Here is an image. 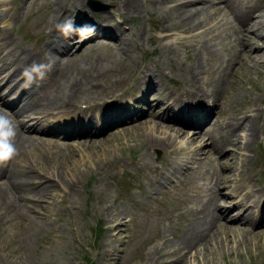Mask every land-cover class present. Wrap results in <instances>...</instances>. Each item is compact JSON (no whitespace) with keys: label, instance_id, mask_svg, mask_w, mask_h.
Segmentation results:
<instances>
[{"label":"rangeland","instance_id":"obj_1","mask_svg":"<svg viewBox=\"0 0 264 264\" xmlns=\"http://www.w3.org/2000/svg\"><path fill=\"white\" fill-rule=\"evenodd\" d=\"M2 1H8L15 12L12 20H8L11 12L0 18V34L5 36L6 44L9 45L11 42L9 33L11 27V30L19 29L22 32L20 38L15 41V49L34 45L33 49L43 47L48 41L47 26L51 15L47 10L52 8L47 2L55 0H24V4L21 0H0V5ZM81 1L86 10L96 13L91 20L88 19V25L82 22L84 16L81 13L75 14L74 26L82 24L88 29L78 32L77 35L80 37L74 36V40L77 39L75 45L86 40L84 34L93 29V22L99 23V15L102 14L106 17L111 16L115 21H123L124 36L129 40L135 38V41H131L133 46L129 52L121 53L116 52L115 42L102 37L80 42L81 48L69 56L75 61L78 59V70L74 71L73 75L66 74L64 77V65L55 64L56 74L60 76L55 78L53 86L45 87L42 84L41 96H44L48 89L50 90L48 95H54V87L60 81V86L64 84L65 90L67 85L77 80L76 86L71 88L75 93L70 99L71 103L93 100L102 102V98H110L130 87L137 80L138 70L142 66H149L158 74L160 89L166 88L165 86L171 89L175 87L170 80L171 77L182 84L189 77L192 78V74L189 75L184 67L195 63L194 48L200 41L196 32L203 27L191 32L196 33L191 37V41L174 44L177 46V52L168 56V53L164 52L162 42L177 37L175 31L180 33L185 31L179 26L169 32L170 36L165 37L163 41V37L159 36L162 33L161 25L166 24L168 20L173 21L172 11L168 9L173 10L174 2L139 0L141 8L138 13H128L125 7L120 9L117 0H100L110 5V8L103 9V12L90 9L87 0H58V3L63 6L64 11L72 9L70 3L77 4ZM211 15L216 17L217 12ZM207 20L208 24L205 27H210L208 30L210 36L215 37L212 46L220 47L217 34L228 31L222 30L221 27L218 29L219 23L214 26L216 21ZM200 36L202 37L201 34ZM261 53L262 50L258 54ZM16 55L10 58L15 59ZM64 57L66 55L59 58ZM95 57H99V61L97 66H92ZM101 61L106 63L102 69L99 63ZM236 68L239 75L235 82L230 80L228 87L231 93L232 90L236 92L243 90V94L237 97L233 106L246 111L247 114L255 113L250 120L256 124L258 136L252 138L246 136L247 130L241 127L244 119L234 125L240 134V142L231 148L234 150L245 148V136L248 138L249 148L246 156L228 160L236 174L227 170L222 173L229 179L231 176L242 179L249 176L252 170L259 168L262 173L259 178H254V181L262 184L264 101L261 110L253 111L252 105L253 102L258 104L264 98V66L253 62L245 63L239 68L237 65ZM188 91L196 92L197 89L189 88ZM148 95L151 101L155 100L156 90H151ZM136 96L141 97V94ZM62 97L66 100V94ZM143 102L139 107L143 106ZM108 104L115 105L117 102L105 100V103L99 106L101 114L108 112L105 108ZM258 105L261 106L260 103ZM53 111L58 110L55 108L51 110ZM160 111L158 108L154 113ZM215 115V119L224 116L220 111ZM75 120L69 119L59 125L57 122L52 123V126L56 124L55 129L50 128L48 135H40L42 141L36 143L41 148L40 152L20 155L15 143L16 155L0 167L4 170L15 167L18 172L15 178L21 182L18 185L21 192L26 196H32L27 200L16 198L19 202H13L9 211L0 212V253H3L0 254V264H154L147 260L148 253L152 248L163 244L164 236L169 238V243L163 244V251L169 252L175 239L183 234L187 223L198 209L199 203L186 193L188 183L181 185L177 182H165L158 185L164 172L169 168L173 171L176 162L183 168L192 165L189 144L186 143L187 148L175 153L177 156L174 160L162 152L163 150H160L161 155L157 157L148 149L150 145L142 144V131L152 128L154 121V117L146 111L137 119L139 127H135L134 120H129L126 125L117 122L102 133L81 141L76 139L86 135H61V130L72 128ZM134 127L137 131L133 130ZM180 136L179 139H182V135ZM183 151L186 153L182 154ZM224 156L226 153L221 154V157ZM194 157L195 155L192 157L193 160ZM214 167L218 169L217 165ZM40 169L51 171L52 175L54 172L51 178L45 176L49 182H46L44 190H37L34 183L30 184V181H38L34 174ZM57 170L62 171L61 176H56ZM1 179L5 181L4 178ZM70 182L72 184L68 187L67 183ZM52 183L54 185H51ZM49 186L57 192L51 202L48 200L33 203L41 200L42 192H51ZM209 188L215 190L216 186L210 185ZM223 190L227 191L228 188H221V191ZM7 192L9 193V190ZM224 205H228L227 202H224ZM230 212L235 213L234 209ZM42 213L47 215L43 216ZM248 232H251L250 229ZM222 237L225 238L224 235ZM219 238L221 237L212 236L208 240L206 248L212 247L210 253L202 248L199 241L193 242V251L197 250L195 254L198 256L194 263L213 260L214 264H264L263 238H260L257 245H254V240L245 242V237L239 245L229 237L226 242L220 244ZM176 262L175 264H188L186 260L184 263L180 259Z\"/></svg>","mask_w":264,"mask_h":264},{"label":"bare ground","instance_id":"obj_2","mask_svg":"<svg viewBox=\"0 0 264 264\" xmlns=\"http://www.w3.org/2000/svg\"><path fill=\"white\" fill-rule=\"evenodd\" d=\"M21 1L24 4V0ZM167 1L175 3L173 10L168 9L172 11L173 21L168 20L166 24L161 25L162 33L159 36L163 37V41L165 37L170 36L169 32L179 26L185 31L183 33L175 31L176 35H178L177 37L168 38L170 40L162 42L164 52L168 53V56L175 54L177 52V46L174 44L177 45L185 43L188 40L191 41V37L196 33V36L200 39L194 48L193 55L195 63L188 64L184 67V70L189 75L192 74V78L189 77L183 84L177 83V88L175 89L167 86H165L166 88L160 89L158 74H155L149 66H142L138 70L137 80L122 92H117L115 96L118 98L117 104L108 105L105 108L113 113L116 112L115 117H117L119 111L122 114L119 117V121H123L124 125L128 124L129 120H134L136 123L134 124L135 127L140 126L137 119L145 111L149 112L154 117V121L152 128L148 129V131L143 130L141 133L143 137L142 144L144 146L150 145L151 148L159 147L161 149L163 147V150L166 152L168 149L180 152L186 146V143L190 144L189 154L192 165L183 168L176 162L173 171L172 168H169L164 172V176L161 177L158 185L165 182H177L181 185L188 183L186 193L190 198L199 203V209L187 223L183 234L178 239H175L173 247L169 252L163 251V244L169 243V238L164 236V242L160 246V250L156 251V247L152 248L151 252L148 253L147 260L154 264H175L180 259L183 263L186 260L188 264H196L194 262L198 256L195 254L197 250L195 252L193 251V242L199 241L202 248L210 253L212 247L207 249L206 245H208V240L212 236L221 237L218 240L220 244L226 242L229 237L231 240H234L236 245H239L244 237L246 238L245 242L254 240V245L260 243V238L264 239V210L260 208L256 212L251 211L250 204L248 203L250 197L244 196L242 193L244 189L236 191L237 185L222 173L224 170H234L233 165L228 161L229 159L239 158L240 156L242 158L246 155L249 148L247 137L252 138L258 136L256 133V124L250 120L255 113L248 112L247 114L246 111H241L233 106L237 97L242 96L243 90L240 92L232 90L231 93L228 83H230V80L233 82L236 81V77L239 75V71L236 68L237 65L239 68L245 63L257 62V64L264 66V0ZM117 2L120 9L125 7L128 13H138L141 8L139 0H117ZM47 3L52 8L47 10L51 15L47 26L48 41L43 47L33 49L35 47L34 45L32 47L20 48L24 51L20 49L14 50L15 43L8 46L5 36L0 34V88L8 83L6 91L0 97L1 102L10 107L12 104L10 102L6 103L5 97L12 92H17L19 97L26 94L34 101L33 104L25 103L17 109H10V113L4 112L0 107V115L7 116L15 127L16 135L13 138V143H17L20 155L22 153L30 154L36 151L40 152L39 149L41 148L36 144L42 141V138L39 136L48 134L50 128L55 129L52 126L54 122H64L71 118H82L84 121H87L88 130L84 133H78V131L72 132L76 133L73 134L76 136L86 135L85 137L80 136L81 138L76 139L77 141L89 138L90 136L87 133H92V135L102 133L107 129L108 125L114 123L111 114L104 116L101 113L98 114L95 112L88 116L82 115L85 111L76 112V109H74L73 112L71 110V104L73 103H71L70 99L75 95L71 88L76 86L75 82L77 80L67 85L65 90L64 84L60 86L61 81L58 82L54 87V95L49 96L48 92L50 90L48 89L44 92V96H41L42 90L38 89V100L34 96L31 87L36 86L38 88L41 84L45 87L53 86L55 78L60 76V74H56L57 69L54 67L55 64L60 63L61 66L64 65V77L66 74L67 76L73 75L74 71L78 70V59L75 61L69 58L74 51L78 50L73 39L78 36V32H73L71 35L65 36L57 25H62L63 22L61 21L66 22L68 20H71L74 24L76 21L74 17L76 13H81L84 16L82 22L87 25L88 19L91 20L94 17V13L86 10L82 1L77 4L70 3L72 9L64 11H62L63 6L59 5L58 0ZM10 12L11 15L8 17V20L13 19L15 12L9 6L8 1H2L0 5V18ZM214 12H217L216 17L211 15ZM99 16V20L97 19L99 23L93 22V29L84 34L86 40L83 42L95 37H102L115 42L116 52H129L133 46L131 41H135V38L129 40L124 36L122 28L123 21L118 22L111 16L106 17L102 14ZM207 19L216 21L214 26H217L219 23L218 29L221 27L222 30L228 31L217 34L216 38L219 40L220 47L212 46V40L215 37L210 36V32L208 31L210 27H205L208 24ZM175 22H179V24H175ZM83 26L86 25L76 24L75 27L81 28ZM202 27V30L191 33ZM19 50L20 55L15 60L10 58V56H15ZM261 50L262 53L258 54ZM33 52L35 54L33 57H30V54ZM9 54L12 55L9 56ZM63 55H66V57L60 59L59 57ZM28 58H30V61L24 65V61ZM98 61L99 57H95L91 65L97 66ZM51 62L53 65H51ZM99 63L101 69L106 66L104 61ZM9 64H13V66L10 68ZM33 64H43L47 67L44 71L43 78L37 75L33 82L28 83L22 75L23 69ZM170 79L172 83L177 82L175 78ZM24 83H28L29 86L24 88ZM224 85L226 86L222 89ZM189 88L197 89V91H188ZM153 89L156 90L157 97L151 101L148 93ZM65 94L66 100L62 97ZM136 94H141L142 98L140 101V96L137 97ZM182 97L183 99L180 100ZM168 100H172V102L169 103ZM142 101H144L143 106L139 107ZM119 106L122 107L119 108ZM205 106H208L206 111L202 109ZM55 108L58 111L53 116L51 115V110H55ZM96 108H98L97 111H100L99 107ZM158 108L161 111L154 113ZM129 109L132 111H127ZM254 109H256V106L252 110ZM218 111L224 116L221 119L217 118L214 126H212V119H210L207 125L200 128L210 115H215ZM180 114L182 115L179 116ZM31 116H35V119H31ZM186 116L192 118V120L188 121L190 118ZM95 119L97 122H95ZM100 119L101 121H99ZM242 119L244 121L241 127L247 130L245 148L234 150L231 146H237L240 142V134L234 125L239 124ZM189 126L194 129L188 128L184 130V127ZM135 127L133 130L137 131ZM72 129L74 128H64L61 131L66 132ZM215 130H217V133H215ZM201 132L204 133L201 134ZM180 134L183 137V141L177 140ZM158 135H160L159 138ZM172 153L175 154V152ZM183 153L185 154L186 152L183 151ZM225 153L226 156L221 157V154ZM175 155L177 156V154ZM194 155L193 160L192 157ZM216 165L218 169L214 167ZM181 169L184 170L181 171ZM7 170L5 169L3 171L0 169V212L2 210L9 211L13 202H19L16 198L21 197L20 200L32 198V196H26L21 192L18 186L21 182L15 178L18 175L16 168L13 167ZM52 173L54 175V172ZM61 173V170L55 172L56 176H61ZM53 175L51 171L48 172V170L40 169V171L34 174V177L38 178V181H30V184L34 183V187L37 190H44L46 188V182H49L45 179V176L51 178ZM1 178H4L5 181H2ZM206 178L216 179L213 185L218 187L217 191L207 190ZM236 178L237 176L234 177L235 180ZM249 179L247 178V180ZM200 180L204 182L201 183ZM230 183L234 184L233 190L222 194L220 187L228 186ZM54 184L52 183L51 185ZM71 184L72 182L67 183V186L70 187ZM49 187L52 189V186ZM238 187L241 188V185ZM8 190L10 194L7 192ZM56 195L57 192L53 189L51 192H42L40 194L41 200L33 203L48 202V200L51 202V199ZM259 195L264 197V192L261 191ZM234 200L235 203H231ZM224 202H227L228 205L225 206ZM233 207L234 209L238 208L234 215L230 214V209ZM42 215L46 216L47 214L42 213ZM249 229L251 232H248ZM246 249L249 250V247L246 246ZM188 258H190L189 261ZM199 264H214V262L213 260L211 262L207 260V262H201Z\"/></svg>","mask_w":264,"mask_h":264},{"label":"clouds","instance_id":"obj_3","mask_svg":"<svg viewBox=\"0 0 264 264\" xmlns=\"http://www.w3.org/2000/svg\"><path fill=\"white\" fill-rule=\"evenodd\" d=\"M65 36L71 35L73 32H84L87 26L76 28L71 20L64 22L62 25H57ZM46 65L33 64L26 68L22 75L26 78V82L31 83L38 75L43 78ZM16 135L15 127L12 121L5 115H0V163H5L11 160L17 153V149L13 143V138Z\"/></svg>","mask_w":264,"mask_h":264},{"label":"water","instance_id":"obj_4","mask_svg":"<svg viewBox=\"0 0 264 264\" xmlns=\"http://www.w3.org/2000/svg\"><path fill=\"white\" fill-rule=\"evenodd\" d=\"M91 3L90 4H95V3H97L98 1H96V0H89ZM93 2V3H92Z\"/></svg>","mask_w":264,"mask_h":264}]
</instances>
